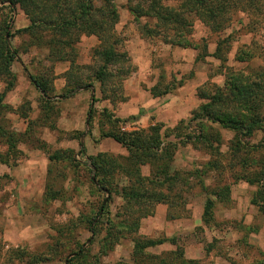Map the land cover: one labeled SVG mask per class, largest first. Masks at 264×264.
I'll list each match as a JSON object with an SVG mask.
<instances>
[{"label": "rangeland", "instance_id": "1", "mask_svg": "<svg viewBox=\"0 0 264 264\" xmlns=\"http://www.w3.org/2000/svg\"><path fill=\"white\" fill-rule=\"evenodd\" d=\"M129 2L115 0L119 51L130 58L131 72L123 83L117 77V87L108 84L105 93L98 83L69 93L74 80L89 83L93 68L100 65L93 62L99 47L95 37H83L75 46V67L50 64L47 48L17 33L30 25L23 11L11 14L4 8L9 4L0 5V24L10 20L16 34L12 43L20 52L13 66L15 87L0 103V127L5 132H0V264H68L77 252L85 256L75 264H264V133L244 139V148L230 154L234 132L207 120L190 123L206 103L199 91L223 88L226 68L240 67L235 62L240 48L252 42L264 45V29L254 30L243 15L221 36L196 22L192 41L200 50L205 47L208 56L198 62L199 50L143 38L128 11ZM218 46L224 51V64L212 57ZM253 65L264 66L259 59ZM30 75L50 81L55 89L51 97L36 90ZM182 80L183 87L154 96L155 87L165 91ZM3 92L0 85V96ZM154 127L161 130L160 150L144 158L140 173L162 184H146L150 192H143L145 202L138 208L123 196L134 177L131 181L114 171L111 163L116 160L131 168L129 154L103 136L146 131L150 136ZM203 128L214 140L212 146L199 138ZM56 154L58 160H50ZM96 158L108 170L109 189L99 185L92 165ZM163 166L165 172L159 171ZM169 185L174 189L167 190ZM151 192L162 194L168 205L151 201ZM217 192L223 194L221 199L214 197ZM207 197L215 206L206 224L202 217ZM107 205L113 223L106 221L108 216H97ZM121 215L129 221L146 217H140L136 232H126L114 226L122 222ZM111 230L122 233L116 245L104 250ZM161 240L166 243L145 253L135 251L136 243Z\"/></svg>", "mask_w": 264, "mask_h": 264}, {"label": "trees", "instance_id": "2", "mask_svg": "<svg viewBox=\"0 0 264 264\" xmlns=\"http://www.w3.org/2000/svg\"><path fill=\"white\" fill-rule=\"evenodd\" d=\"M0 5H7L4 8L9 9L11 14L17 9L23 11L30 25L17 33L36 40L35 46L41 45L47 48L49 51L47 62L50 64L69 63L73 68L76 65L75 46L81 39L95 37L98 40L99 47L93 54V62L95 64L98 61L100 65L93 68V75L88 78L89 83L86 84L80 78L74 80L73 85H70L69 93L81 88H95L96 83L100 85L101 92L105 93L108 84L111 83L114 88L117 87L118 84L120 85L119 82L123 83L124 78L131 72L130 58L126 53L119 51L120 39L117 26L120 23V13L115 0H0ZM128 5V11L139 23L143 38L157 39L172 48L199 50L196 58L198 62L208 56L204 52L205 47L200 50L192 41L196 22H200L212 34L221 36L232 27L236 17L243 15L248 20V26L253 27L254 30L264 29V0H130ZM143 20L146 21L145 24H141ZM15 35L11 31L10 20L1 22L0 85H4V92L0 96V103L16 84L13 66L18 62L20 52L12 43ZM212 57L222 64L226 62L224 51L220 46ZM257 59L264 64V45L252 42L251 46H242L235 58V62L240 67L226 68V83L223 88L213 86L199 91L198 96L206 103L190 120V123L207 120L210 124L217 125L219 129L234 132L236 134L234 142L228 149L230 154L240 152L244 148L242 147L244 139L252 138L257 131L264 133V66H254L253 62ZM117 77L120 80L116 83ZM29 80L38 92L48 97H51V93L55 90L46 77L30 75ZM172 83L174 85H167L165 91L159 90V86L155 87L154 96L167 95L172 90L183 87L186 80ZM42 100L48 103L44 98ZM0 132L5 135L1 127ZM148 132L150 136L147 131L132 134L110 133L103 136L123 145L129 154L128 162L131 168L124 167L122 162H116V160H112L111 163L116 165L114 171L120 170L131 181L134 177V184L126 189L123 196L126 203L134 204L138 208L143 207L145 202L143 192L144 194L150 192L144 186L148 183L158 186L162 184L158 180L143 179L140 173L144 158H149L152 150H160L158 144L161 139V130L154 127ZM201 134L199 138L205 139L210 146L215 143L206 136L204 128ZM186 139L190 140L191 136H187ZM261 148L264 149V138ZM57 155L50 157V160H58ZM104 156L106 157V155H100V158ZM92 165L97 170L99 185L106 189L112 187L108 170L99 163V158L94 159ZM165 169L166 166H163L159 171L165 172ZM127 171H135V173L129 176L130 173ZM167 181L171 182L169 178ZM171 189H174L173 185L167 186V190ZM213 195L216 199H221L223 194L217 192ZM163 197L162 194L155 192L149 194V199L155 204L168 205L169 200ZM214 206V200L207 197L202 217L204 223L207 224L211 220ZM99 215L102 219L108 216L106 221L112 222L109 205L102 207L97 212V216ZM120 217H123L122 222L114 225L115 227L119 226L126 232L128 230L136 232L140 228V217H146V215H138L132 221H129L127 215ZM96 229L97 227L94 233H97ZM121 233L119 230H114L103 241L101 248L105 250L109 246L116 245ZM165 243V240L139 242L135 245V251L145 253L148 249ZM76 255V258L68 264L81 262L85 252L81 254L77 252ZM95 264L101 263L98 261Z\"/></svg>", "mask_w": 264, "mask_h": 264}]
</instances>
